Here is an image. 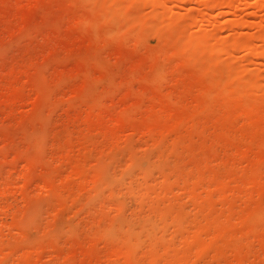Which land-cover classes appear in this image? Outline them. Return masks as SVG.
Returning <instances> with one entry per match:
<instances>
[{"label": "rangeland", "instance_id": "obj_1", "mask_svg": "<svg viewBox=\"0 0 264 264\" xmlns=\"http://www.w3.org/2000/svg\"><path fill=\"white\" fill-rule=\"evenodd\" d=\"M0 264H264V0H0Z\"/></svg>", "mask_w": 264, "mask_h": 264}]
</instances>
